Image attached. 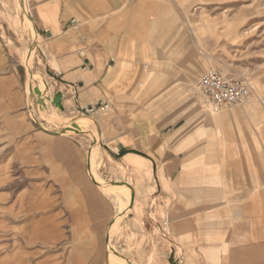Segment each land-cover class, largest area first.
Instances as JSON below:
<instances>
[{"label":"rangeland","instance_id":"rangeland-1","mask_svg":"<svg viewBox=\"0 0 264 264\" xmlns=\"http://www.w3.org/2000/svg\"><path fill=\"white\" fill-rule=\"evenodd\" d=\"M148 1L153 11L146 14V30L143 25L138 27L137 38L139 41L141 34L144 37L152 32L154 60L142 59L145 51L141 46L139 78L134 82L138 92L108 95L98 108L91 105L89 117L94 120L96 134L102 133L92 163L98 155V172L105 183L121 181L136 190L133 209L128 211L131 195L114 186L124 194L126 209L121 230L113 236L114 252L132 264H194L193 247L204 248L212 238L205 233L208 220L203 216L216 203L215 195L238 192L243 186L249 196L252 184L245 181L240 185V167L255 181L264 180V156L262 161L240 165L222 163L221 153L228 132L233 136L232 145L238 141L242 146L253 145L257 140L264 153V0ZM133 3L137 6L138 0L125 1L120 10ZM21 5L22 0H0V264H110L105 237L118 205L87 174V155L96 136L70 132L57 136L37 127V119L52 131L70 126L65 122L88 120L78 119L86 117L82 111L64 114L49 102L40 109L33 88L39 87L46 95L50 81L41 71L45 62L39 60L43 39L35 30L33 3L28 0V14L37 36L28 27ZM158 20H166L168 28ZM166 30L169 38L163 39ZM33 44L31 88L24 55ZM119 66L124 72L130 69L125 62ZM211 69L227 79L245 82L252 91L250 99L213 112L198 90L200 79ZM30 101L34 112L28 107ZM127 102L129 106L135 102V109L123 107ZM227 115L228 120H223ZM53 117L64 123H53ZM119 118L138 138L140 128L144 133L150 128L156 132L157 126L165 129L169 125L180 137H189L187 142L178 141L170 154L162 143L156 164L150 172L143 167L140 174L128 168L120 144L131 145L128 152L151 157L134 143L110 141L115 136L112 123ZM163 120L168 123L162 124ZM62 138L78 147L75 156L71 146L58 145ZM79 156L85 172L77 173L83 174V179L66 173L64 159L78 161ZM89 196L94 200L89 201ZM252 197L246 199V205L259 201L257 211L264 216V200ZM191 214L200 217L193 227ZM261 232L264 238V228ZM201 252L209 256L207 251ZM120 259L119 264H127Z\"/></svg>","mask_w":264,"mask_h":264},{"label":"crops","instance_id":"crops-1","mask_svg":"<svg viewBox=\"0 0 264 264\" xmlns=\"http://www.w3.org/2000/svg\"><path fill=\"white\" fill-rule=\"evenodd\" d=\"M125 1L127 0H31L34 6L33 18L36 28L43 39L39 60L43 59L46 65L41 71H45L50 78V81H47L49 87L45 99H53L61 92L63 106L66 110L63 112L64 114L71 115L76 110L80 112L91 105L98 106L99 103H104L102 98L108 95L138 92L139 88H136L134 83L139 78L138 65L142 59L154 60V42L152 32L145 33L144 37L141 34L138 41L137 29L138 27L142 28L143 25L146 30L145 25L148 22L145 19L146 14H150L153 10H151L152 4L148 0H138L137 6L133 3L127 6V10H120ZM136 10L139 12L138 17L135 18ZM157 22H162L168 28L166 20ZM122 31L127 34L125 37L122 36ZM162 33L163 39L169 38L167 30ZM141 46L144 47L145 53H143L144 57L139 59ZM122 62L130 66L128 71L124 72L119 66V63L122 64ZM131 103V106L128 105L130 102L125 103L123 107L135 109V102ZM241 113L242 111L239 112V114ZM228 118L229 115L225 116L223 120H228ZM154 123L158 125V121ZM161 123L165 124L168 121L163 120ZM112 125L115 128V136L110 141L126 140L127 143H134L140 148L142 154L151 157V159H147L142 155L128 152L133 147L120 144L119 148L125 153L123 157L128 168L140 174L144 171L143 167L148 168L146 170L148 172L151 165L156 164L155 157L161 155L162 143L167 145L168 154H170L177 147L178 141L187 142L189 137L188 134L180 137L176 132H173L174 129L172 130L170 125L165 129L157 126L156 132L150 128V132L144 133L140 128L139 138L134 136L133 130L128 131L125 128L126 125L121 123L120 118L117 122L115 119ZM224 136L226 145L221 152L223 153L222 163L242 165L244 162L262 161L264 153L257 140L253 145L242 146L238 141L233 146L232 133L228 132ZM67 140L60 139L58 145L71 146L72 154L75 156L78 147ZM73 140L75 141V139ZM193 151H189V153ZM57 153L59 154L60 151ZM61 153L64 156L62 149ZM185 153L187 154V151ZM64 161L66 162V173H74L76 179L79 177L83 179V174L77 173L85 172L80 156L78 161L73 157H66ZM88 175L90 177V174ZM99 175L105 182L100 173ZM160 177L165 185L162 173H160ZM237 178H240V185L245 181L252 184L253 191L248 196L245 191H242L243 186H240L238 192L229 190L215 195L216 203L211 205L205 213L206 215L203 216L208 220L205 225V233L212 234L210 239L212 242L208 240V243L204 244V248L193 247L194 264H264V240L262 241L264 238L261 232L264 228L262 227L264 216L261 217L260 211H257L261 206L259 201L253 205L245 203L246 199L253 198L252 196H259L264 200V180L255 181L250 172L241 169V167L238 170ZM90 180L93 184L95 183L91 178ZM259 190H261L260 194ZM88 200L93 201L94 196H89ZM116 216L117 214L112 223L111 232L116 224ZM199 218V215L191 214L192 227L193 224H198ZM201 249L207 251L209 256L204 257Z\"/></svg>","mask_w":264,"mask_h":264},{"label":"bare ground","instance_id":"bare-ground-1","mask_svg":"<svg viewBox=\"0 0 264 264\" xmlns=\"http://www.w3.org/2000/svg\"><path fill=\"white\" fill-rule=\"evenodd\" d=\"M21 8H22V12L25 14L26 16V21H28L29 23V28L32 30V32H34L36 34V31L33 29V21L28 17V4H27V0H25L24 2V6L21 5ZM19 24V23H18ZM37 36V34H36ZM36 39V38H35ZM28 53V50L26 51L24 57H26V61L25 63H27V67H28V75H29V79H30V84H31V88H33V79L31 78V75H33V73L31 72V60L33 58V54H34V50L33 52ZM31 54V55H30ZM30 111L34 112V110L32 109L33 108V105L31 103V101L29 102V105H28ZM78 119H85L87 122H84V123H81V124H77L78 126H80L81 128V132L82 133H85V134H90L91 136H93L95 134L96 136V139L97 141L95 142V144L93 145L92 149L90 150L89 152V161H88V174H90V178L93 180V182H95V184H97L100 188L104 189L106 195H108L109 197L111 196L115 202H116V205H118V208H117V216H116V224L113 228V231L111 232L112 230V224L109 228V230L107 231V234H109V238H110V241L107 243V246H106V249L108 251V261L110 264H119V262L121 261L120 258H122L127 264H132V261H127V258L118 253V252H114V249H115V246L113 244V236L115 233H117L118 231L120 232L121 230V226H122V223L124 222L123 220L125 219V216H126V209H125V196L124 194H122L120 192V190L116 189L114 186H119L120 188L124 189L125 191H127L130 195H131V201H130V204H129V207H128V211H131L133 209V204H134V201H135V190L134 188H130L129 186H124V185H120L122 184V182H113L112 184L110 183H105L97 169L100 165V158L98 157V155H96V160L94 162V164L92 163L93 162V149L95 151L98 150V139H101V134H96L97 133V129L94 125V120L91 119L90 117L87 118V117H79ZM52 122L53 123H56L58 125L60 124H63L64 122L63 121H60V117H53L52 119ZM62 120V119H61ZM37 121L41 124V126L43 128H46L48 129L45 124H43L42 122H40L38 119ZM68 123H71L70 121L69 122H65L64 125L68 124ZM53 129V128H52ZM42 130V129H41ZM92 156V157H91ZM92 164L94 165V171H95V174H96V178H95V174H93L92 172ZM97 179V180H96ZM130 185V184H129ZM134 198V200H132ZM114 202V203H115ZM114 221V220H113ZM121 234V233H120ZM106 238V237H105ZM116 240V239H115Z\"/></svg>","mask_w":264,"mask_h":264},{"label":"built area","instance_id":"built-area-1","mask_svg":"<svg viewBox=\"0 0 264 264\" xmlns=\"http://www.w3.org/2000/svg\"><path fill=\"white\" fill-rule=\"evenodd\" d=\"M198 90L213 112L242 105L251 97V88L241 80L227 79L223 73L211 69L200 79Z\"/></svg>","mask_w":264,"mask_h":264},{"label":"water","instance_id":"water-1","mask_svg":"<svg viewBox=\"0 0 264 264\" xmlns=\"http://www.w3.org/2000/svg\"><path fill=\"white\" fill-rule=\"evenodd\" d=\"M24 2H25V0H22V6H24ZM28 14V13H27ZM28 17L31 19V16H30V14H28ZM32 20V19H31ZM33 21V20H32ZM34 29V28H33ZM35 30H37L36 28H35ZM38 31V30H37ZM35 48H36V46H35V44H33L32 45V47H31V49H30V53L31 52H33V50L35 51ZM31 72H32V70H31ZM33 92H34V94L35 95H37V97H38V100H37V103H38V105L40 106V109L42 110L43 108H46L47 107V103L49 102V103H52V105L55 107V108H57V109H60V110H62L63 112H65L66 110H65V108H64V106H63V94L61 93V92H59L58 94H57V96L55 97V98H53V99H51V98H48L47 100L45 99V95L43 94V92H41V90H40V88L39 87H34L33 88ZM95 108H98V106H96ZM33 109V108H32ZM89 110H82V112H83V114L87 117V118H89V112H91V111H93V107L91 106V107H89L88 108ZM75 121L76 120H73V121H71V124H70V126H66V127H60V129H59V131H52V130H49V129H46V128H43L42 126H41V124L36 120V125H37V127H39L40 129H42V131H45V132H47L48 134H51V135H57V136H60V135H68V134H70V133H73V134H79V135H86V134H83L82 132H81V128H80V126H78L77 125V123H75ZM68 132H70V133H68ZM68 133V134H67ZM100 134H101V132H100ZM94 144H95V141H94ZM93 144V145H94ZM87 158H88V155H87ZM88 160H89V158H88ZM113 182H111V184H112ZM97 185V184H96ZM120 185H124V186H129L130 188H132L131 187V185H129L128 183H123L122 182V184H120ZM98 186V185H97ZM132 200H134V198L132 199ZM110 241V238H109V234H106V242L108 243ZM127 261H130V260H128L127 259ZM130 264H131V262H130Z\"/></svg>","mask_w":264,"mask_h":264}]
</instances>
